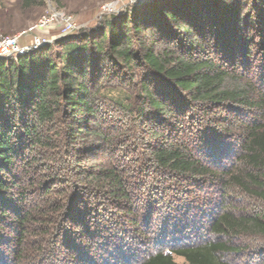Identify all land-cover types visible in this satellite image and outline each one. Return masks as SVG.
<instances>
[{
    "label": "trees",
    "instance_id": "obj_1",
    "mask_svg": "<svg viewBox=\"0 0 264 264\" xmlns=\"http://www.w3.org/2000/svg\"><path fill=\"white\" fill-rule=\"evenodd\" d=\"M79 36L0 59V264L24 263L36 223L54 225L55 252L70 264H96L98 253L124 264L125 244L145 248L162 204L141 203L144 190L182 200L169 226L179 237L137 264H239L252 254L250 264H264L247 245L264 237V212L231 203L264 204V88L252 73L264 74V0H152ZM110 108L146 130L136 186L104 163L116 143ZM201 187L217 189L221 207L204 211Z\"/></svg>",
    "mask_w": 264,
    "mask_h": 264
},
{
    "label": "rangeland",
    "instance_id": "obj_2",
    "mask_svg": "<svg viewBox=\"0 0 264 264\" xmlns=\"http://www.w3.org/2000/svg\"><path fill=\"white\" fill-rule=\"evenodd\" d=\"M151 1L152 0H61L58 5H55L52 0H43V7L41 6L39 8L36 7L23 10V7L18 0H0V37L5 38L24 34L30 27L37 25L45 18V16L50 15L52 13L51 11L54 10L59 15H64L65 17L71 18V22L75 26L74 30L64 35V37H61L59 40L63 41L66 38L76 39L80 37L79 35H82V33L97 29L103 23L109 21L111 16H117L118 14L125 12L130 7H134L143 3H150ZM247 2H249V0H247ZM61 22L62 20L58 19L55 24L58 26V24ZM34 35L39 36L38 34ZM58 35L59 30L54 28L43 36L53 40L54 38H58ZM34 40L35 38L29 35L28 37H23L21 39L23 44L32 43ZM254 71L259 78L258 86L264 88V74L260 73V75L258 73L259 71L257 72V68L255 70L252 68L253 74ZM105 93H107V97L115 102H119L125 98L124 94L121 92ZM105 113L106 118H108V120H106L105 126L109 127V131L111 130V132H113L112 139H116V143L112 146L111 153L109 154L110 156L105 159L106 162L104 163H110L111 165L117 163V165H119L122 169V172L129 175V180L134 182L133 178L137 175V170L133 169L132 167L134 165L137 166L134 155L138 156L140 154V151H138L137 147L139 145L138 141L139 139L146 137V130L142 128V125H137L134 120L131 123L126 121L125 115H121L117 109L115 110V108H110ZM195 118H192V122L196 123L197 119ZM193 128L198 130L199 127L196 125L193 126ZM199 132L201 134L203 133V131ZM49 164L50 157L48 160L40 162V166L38 167L37 171H40L39 174H41V179L45 177L47 180V177L50 175L51 165ZM135 182L133 183L134 186H136ZM204 190L205 187L198 189V197L201 199L200 203L202 209L205 208L203 210L206 211L214 204L218 205V208L221 207L222 198L218 196V190L214 188L213 190L211 189L208 191L206 189L207 193H205ZM140 192L142 193H140L141 195H145L144 197L141 195L139 197L137 195V198H142L141 203L149 201V199H156L158 202H162V204L155 208L153 213H150L153 227L152 229L148 230L150 240L145 244V248L142 247V249L133 250L137 247L134 242L130 243L131 246L125 244L123 248V252L125 251V253L122 257H126L124 264H137V260L141 259L144 253L147 254L150 249H157L160 248V246L161 248L164 246H169L172 242L171 238H177L176 240H178L179 237V235H177L175 232L170 231L169 226H172L174 221L173 219L177 218L181 213H178V211L174 208V205L178 202H181L182 200H179V197L173 192H166V195L159 194L156 196L154 193H151L148 190H146V192L145 190ZM50 198L52 199V194ZM232 199L233 200L231 203L235 202L234 205L238 206L239 209L244 212L250 214L251 212L256 211L264 212V204L252 200L251 198L243 199L242 197H238V199H236V197H233ZM208 203L211 206L207 205ZM139 206H141V204H139ZM40 210L44 211L43 208ZM31 227L33 228L29 232L30 242L26 246L27 253L25 254L26 259L23 264H70L68 259L69 255L66 253V251L62 250L55 252L59 249H62V247L55 245L54 225L48 226V224L36 223L32 224ZM125 236L127 235L124 234L121 235L122 238L120 237L123 239V244L125 242ZM46 242L48 243L46 244ZM247 245L254 249H256L255 247H258L262 250V252H264V237L256 238L255 240L248 242ZM130 248L133 249L128 252L127 250ZM112 251L116 253L117 249ZM118 253H121L120 250ZM99 254L100 253H98V255L95 254V259L98 260L96 264H111V261L107 260L108 256L101 257ZM255 257L256 256L252 254V257L240 260L239 264H250L252 262V258ZM174 262L175 264H183V260L177 257H174ZM119 264L122 263L120 262Z\"/></svg>",
    "mask_w": 264,
    "mask_h": 264
},
{
    "label": "built area",
    "instance_id": "obj_3",
    "mask_svg": "<svg viewBox=\"0 0 264 264\" xmlns=\"http://www.w3.org/2000/svg\"><path fill=\"white\" fill-rule=\"evenodd\" d=\"M51 12L52 13L50 15L45 16L42 21H40L37 25L30 27L24 34L5 38L0 37V59L6 60L12 57L16 58L26 56L29 53L46 46L47 44L58 41L61 37H64V35L74 30L75 26L71 22V18L59 15L54 10ZM58 19L62 20V22L57 26L55 23ZM54 28L59 30L58 38L50 40L43 36ZM34 34H38L39 36ZM28 35L35 38L34 42L23 44L21 39L23 37H28Z\"/></svg>",
    "mask_w": 264,
    "mask_h": 264
}]
</instances>
